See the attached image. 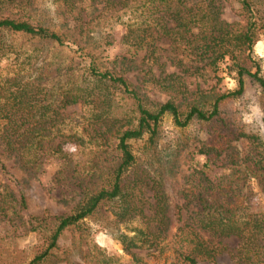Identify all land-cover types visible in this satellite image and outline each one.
Returning <instances> with one entry per match:
<instances>
[{"label":"trees","instance_id":"16d2710c","mask_svg":"<svg viewBox=\"0 0 264 264\" xmlns=\"http://www.w3.org/2000/svg\"><path fill=\"white\" fill-rule=\"evenodd\" d=\"M86 1L0 0V175L19 183L6 159L29 180L52 162L55 179L75 199L69 212L24 215L25 197L0 179V224L11 226L14 238L38 237L26 264L47 263L60 235L91 216L111 229L129 264H147L137 249L172 256L175 264L213 263L228 250V237L238 239L232 264H264V212L252 208L239 185L214 182L194 167L170 191L162 173L165 163L175 166L177 154L169 160L156 152L164 119L196 126L209 138L197 140L193 153L223 156L264 191V131L247 130L231 107L246 87L264 98V72L252 54L264 35V0H235L238 19L232 21L221 17L226 0H101L95 13H84ZM116 25L127 51L144 52L138 64L128 62L142 73L138 83L101 65L100 50L110 45ZM161 42L172 50L165 60ZM167 62L175 69L165 70ZM223 63L236 81L233 90L189 88L191 79L218 82ZM158 94L165 98H151ZM72 105L80 110L64 111ZM76 138L83 140L78 157L63 148ZM241 138L245 151L231 145ZM85 258L117 264L93 247Z\"/></svg>","mask_w":264,"mask_h":264},{"label":"rangeland","instance_id":"374dc122","mask_svg":"<svg viewBox=\"0 0 264 264\" xmlns=\"http://www.w3.org/2000/svg\"><path fill=\"white\" fill-rule=\"evenodd\" d=\"M94 2V6L92 7L90 6L91 0H87L84 4L83 12L95 13L94 7L97 6V9H99L102 1L95 0ZM42 3L46 4L47 2L46 0H42ZM237 8L238 4L235 0H226L221 17L228 21L238 19ZM46 14L49 15V13ZM122 33L123 28L120 25H116L110 37V45L103 46L100 50V62L103 67L110 68L115 66L117 69L123 70L125 76L131 82L138 83L142 73H140L139 68H130L128 62L132 61L138 64L144 52L139 51L134 53L133 51H127V47L120 41ZM160 46L162 47L160 51L162 58L160 60H165V57L169 56L172 50L167 42H161ZM252 54L258 58L262 72H264V35L253 46ZM123 56L126 57V61L121 60ZM149 63H151L150 60ZM142 67L145 68L144 65ZM224 67L225 63L219 67L220 69L217 72V76L219 77L218 82H216V78L205 82L191 79L189 88L194 89L199 83L200 87L215 84V90L219 92L233 90L236 87V81L221 69ZM163 68L168 71L175 69L169 65V62ZM151 98L163 100L165 97L162 94H158L151 96ZM231 107L234 111H239V115L246 124L247 130L255 132L257 130L260 132L264 131V120H262V117H264V98L261 97L256 88L246 87L244 95L235 99ZM228 109L230 110L229 107ZM79 110V105H72L66 107L64 111L71 113ZM197 128L196 126L179 128L174 126L169 119L163 120L156 152L158 156L161 155L163 159L169 158V160L172 159L171 156L177 154L175 166L171 167L173 165L171 162H164L165 171L162 174H164L165 187L170 191L177 190V186L184 182L192 168H203L205 173L214 182L231 181L233 185H239L240 189L247 194L252 208L264 212V191H261L255 177L247 176L249 173L242 167L231 166L223 156L216 160H209L206 156L193 153L192 150L197 144V140L209 138L208 133H200L201 131L197 130ZM82 144V138H76L72 142L64 143L63 148L65 151L78 157L76 150ZM177 145L181 149L179 148L177 153H173ZM231 145L241 151H245L247 140L241 138L238 141L232 142ZM136 146L135 153L139 161L142 162L146 156L141 153L144 146H142V143ZM5 163L8 170L19 183L16 184L13 181H9L2 175H0V179L9 183L17 196L23 195L25 197L26 208L22 211L24 215H42L44 212L57 214L70 211L75 199H72L71 195L67 193L68 190L63 186V183H59L55 179V177H58L56 175L57 166L52 164V162L44 164L43 172L40 173L39 179L32 178L30 180L26 178V175L22 173L12 159H6ZM173 171L175 172L174 176L172 174ZM106 214L111 217L109 211H106ZM183 217H185V210L183 211ZM15 233L19 234V231ZM12 234L14 233H12L11 226L0 224V264H26L34 253L38 237L34 233H29L14 238ZM225 243L228 250L218 256L215 262H199L198 264H232L233 260L230 252L236 247L238 239L236 237H228L225 239ZM89 247L98 248L103 254L112 256L117 264H129V255L123 251L121 244L111 229L102 226L97 221L96 216L87 217L78 226L65 230L57 240V247L52 251L53 255L44 264H91L85 258ZM135 253L147 264H175L172 256L155 257L147 250L142 249L135 250ZM166 255L168 254L166 253Z\"/></svg>","mask_w":264,"mask_h":264}]
</instances>
